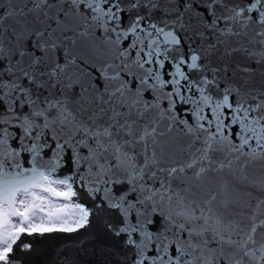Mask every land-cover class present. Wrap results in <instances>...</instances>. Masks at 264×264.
<instances>
[{
  "label": "snow or ice",
  "instance_id": "snow-or-ice-1",
  "mask_svg": "<svg viewBox=\"0 0 264 264\" xmlns=\"http://www.w3.org/2000/svg\"><path fill=\"white\" fill-rule=\"evenodd\" d=\"M0 264H264V0H0Z\"/></svg>",
  "mask_w": 264,
  "mask_h": 264
}]
</instances>
